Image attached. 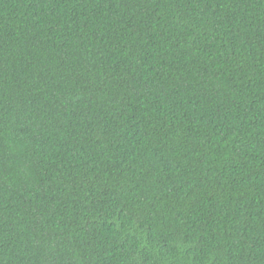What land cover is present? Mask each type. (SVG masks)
<instances>
[{
	"label": "trees",
	"instance_id": "trees-1",
	"mask_svg": "<svg viewBox=\"0 0 264 264\" xmlns=\"http://www.w3.org/2000/svg\"><path fill=\"white\" fill-rule=\"evenodd\" d=\"M0 264H264V0H0Z\"/></svg>",
	"mask_w": 264,
	"mask_h": 264
}]
</instances>
